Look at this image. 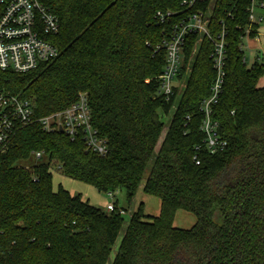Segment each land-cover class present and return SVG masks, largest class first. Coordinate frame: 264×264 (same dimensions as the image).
<instances>
[{"label": "trees", "instance_id": "obj_1", "mask_svg": "<svg viewBox=\"0 0 264 264\" xmlns=\"http://www.w3.org/2000/svg\"><path fill=\"white\" fill-rule=\"evenodd\" d=\"M181 1L40 0L58 18V32L46 37L57 56L25 74L0 70V87L30 99L38 118L83 93L107 152L98 156L82 138L38 123L17 132L0 169V264H264V87L257 86L264 62L247 67L240 48L250 2L205 0L189 11L210 12L212 33L220 21L227 32L225 81L212 112L227 146L209 154L199 131V105L214 77L207 39L186 38L184 88L169 101L156 96L164 51L154 52L162 28L153 15L179 12ZM35 152L46 163L17 165ZM50 163L99 193L124 191L127 203L147 173L142 191L159 199V214L148 217L140 205L124 226L117 207L107 213L54 192ZM178 209L195 216L190 229L173 226Z\"/></svg>", "mask_w": 264, "mask_h": 264}, {"label": "built area", "instance_id": "obj_2", "mask_svg": "<svg viewBox=\"0 0 264 264\" xmlns=\"http://www.w3.org/2000/svg\"><path fill=\"white\" fill-rule=\"evenodd\" d=\"M204 1L182 0L180 3L182 10L179 12L155 11L154 22L156 26L162 28V36L154 52L164 51V65L156 96L169 101L184 88L185 81L184 78L179 79V73L183 65L186 38L197 35L198 43L207 39L211 44L208 58L214 77L209 86L208 96L199 105L201 113L199 131L204 137L202 140L204 149L209 154H217L227 146L218 132V124L213 120L212 115L225 81L227 32L223 22L220 21L221 28L212 33L209 24L210 12H203L199 8L189 12ZM249 2L247 9L249 23L244 28L241 42L244 38L255 39L258 42L259 29L257 28L254 33V26L264 24V4L259 3L258 0H249ZM257 10L260 12L256 15ZM175 16L179 17L172 23L171 20ZM58 30L57 16L40 0H0V70L25 74L53 60L57 56V50L46 37L55 35ZM253 33L255 35L251 37ZM240 48L242 50V44ZM35 123L40 125L42 131H60L59 133H63L71 141L82 138L84 148L98 156H104L107 152L106 142L98 136L90 124V112L83 93H80L77 100L65 109L38 118L34 114L30 99L0 87V169L5 164L17 132ZM31 155L36 159L44 157L43 153L38 152ZM198 163L196 160L195 164ZM107 195L113 197L114 193ZM115 207L114 202L108 203L105 211L111 213ZM119 213L122 215V210H119Z\"/></svg>", "mask_w": 264, "mask_h": 264}, {"label": "rangeland", "instance_id": "obj_3", "mask_svg": "<svg viewBox=\"0 0 264 264\" xmlns=\"http://www.w3.org/2000/svg\"><path fill=\"white\" fill-rule=\"evenodd\" d=\"M260 11L257 10L256 15ZM258 42L255 39L248 40L244 38L242 40V51L244 53V59L247 67H249L257 57L259 60L264 62V24L259 25ZM259 87H264V77L259 80ZM173 114L171 110L169 118ZM46 163V158L36 159L34 156H30L25 162H19L17 165L22 167H31ZM58 166L54 163H50L49 171L52 174V190L55 192L58 188H62L68 191L71 195H79L83 200L88 201L90 205L103 210L106 212L105 206L108 203L114 202L115 206L122 210V217L124 219V226L127 224L131 214H133L137 208L141 205L143 214L148 217H155L159 214L160 201L158 198L145 195L142 191L144 181L146 179L147 173L145 174L142 182L140 183L137 191L134 195L133 201L127 203L126 195L124 191H117L114 193L113 197L108 196L104 193H99L94 187L83 182L75 181L71 178L64 176L58 169ZM218 218L215 217V220ZM195 223V216L182 209H178L175 212L173 219V226L177 229L188 230ZM119 240L116 242L114 248L112 249L111 257L115 254Z\"/></svg>", "mask_w": 264, "mask_h": 264}, {"label": "crops", "instance_id": "obj_4", "mask_svg": "<svg viewBox=\"0 0 264 264\" xmlns=\"http://www.w3.org/2000/svg\"><path fill=\"white\" fill-rule=\"evenodd\" d=\"M260 29V28H259ZM258 83H259V81H258ZM257 86L259 87V84H257ZM105 210V209H104Z\"/></svg>", "mask_w": 264, "mask_h": 264}, {"label": "water", "instance_id": "obj_5", "mask_svg": "<svg viewBox=\"0 0 264 264\" xmlns=\"http://www.w3.org/2000/svg\"><path fill=\"white\" fill-rule=\"evenodd\" d=\"M60 132V131H59Z\"/></svg>", "mask_w": 264, "mask_h": 264}]
</instances>
